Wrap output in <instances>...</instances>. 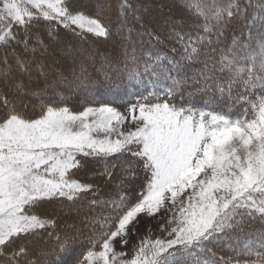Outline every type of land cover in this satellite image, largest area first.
<instances>
[{"label":"snow or ice","instance_id":"snow-or-ice-1","mask_svg":"<svg viewBox=\"0 0 264 264\" xmlns=\"http://www.w3.org/2000/svg\"><path fill=\"white\" fill-rule=\"evenodd\" d=\"M182 7L187 17L169 32L177 45L171 59L149 54L143 71L129 70L131 79L147 77V94L123 111L110 104L74 110L53 101L29 107L16 73H44L46 65L28 59L48 50L41 23L49 38L63 28L107 39L109 25L73 0H0V79L11 84L0 90V264H51L50 255L70 251L82 233L59 234L55 210L44 205H75L90 194L102 214L89 221L76 264H264V234L259 247L241 246L238 236L264 221V35L255 44L225 41L247 21L246 0H185ZM136 11L121 0L124 21ZM198 95L209 99L198 105ZM89 160L103 164L123 194L101 201L96 186L77 176ZM134 180L133 199L124 185ZM141 215L157 223L158 234L148 225L139 236ZM42 234L54 248L33 250ZM225 240L235 255L217 250Z\"/></svg>","mask_w":264,"mask_h":264},{"label":"trees","instance_id":"trees-1","mask_svg":"<svg viewBox=\"0 0 264 264\" xmlns=\"http://www.w3.org/2000/svg\"><path fill=\"white\" fill-rule=\"evenodd\" d=\"M147 2L148 0H131L137 9L136 19L133 20L130 16L127 21H124L120 13L121 0H73L75 7L109 25L112 35L107 39L92 34L82 36L78 32L74 34L63 28L58 29L57 36L49 38L45 25L43 23L38 25L39 35L47 43L48 50L37 53L34 57L29 55L28 59H35L39 63L53 62L57 59V68L53 73L46 74L49 66L45 64L47 67L43 74L38 71L31 72L30 75L16 73L27 91L26 96L23 91L19 94L24 98L25 103L32 107L38 106L41 102L53 101L67 104L74 110H81L89 105L120 104L127 96L137 97L147 94V91L152 89L147 77L141 80L131 79L129 70L143 71L149 54L154 57L159 56L161 60L164 57L171 59V49L177 45L165 32L171 30V23L174 20L182 16L187 17L182 7L185 0H173L166 5L168 12L171 9V18L162 30H159L152 23V18H145L139 12L138 5L147 4ZM246 2L250 4L248 19L246 22L235 24V32L229 31L224 37L229 45H231L233 36L238 41H241L243 37L242 42L245 44H255L258 42V37L264 35V32L260 31L261 25L264 24V15L261 14V9H264V0H246ZM151 3L148 4V9L150 7L149 10L153 9L155 12L158 4L156 1ZM149 34L159 36V42ZM87 45L90 46L91 51H83ZM66 47L70 51H79V48H82L80 50L82 52L75 56L57 58V50ZM133 59L137 63H133ZM9 88L11 84H6L0 79V90L7 91ZM13 94H15L14 90ZM201 99L206 101L209 97L198 95L194 102L199 105ZM103 167V164H96L89 160L86 162V167L77 173L79 178L96 186L101 201L114 199L117 193L123 194L118 186L119 180L116 177L107 179L102 174ZM139 183V180H134L124 185L131 190L130 197L133 199L139 189ZM91 198L90 194L77 201L75 205L67 201H53L51 204L44 205L45 210H55L54 218L59 221V234L62 235L65 230L71 229L80 230L82 233L70 251L50 255L48 260L51 264H76L77 258L88 246L86 237L91 231L88 226L89 221L102 214V205H92ZM52 230L49 229V231ZM261 234H264V221H254L247 225L243 232L238 233L239 242L241 246L247 242L259 247L257 241ZM31 244L33 250L55 247L49 236L43 234L37 236ZM215 246L225 257L235 255L226 240Z\"/></svg>","mask_w":264,"mask_h":264},{"label":"rangeland","instance_id":"rangeland-1","mask_svg":"<svg viewBox=\"0 0 264 264\" xmlns=\"http://www.w3.org/2000/svg\"><path fill=\"white\" fill-rule=\"evenodd\" d=\"M153 1H156L157 4H158V8H156V11L155 12H153V9L150 11L149 10L150 7L148 9V6L150 4H152L151 2H153ZM172 1L173 0H148L147 4L145 3L143 5H138L139 6V12L145 18L146 17L152 18L153 19V22L152 23H154L155 26L159 30H162L163 26L165 24H167L169 22L170 18H171V15H170L171 9L168 12L167 11L168 9L166 8V5H167V3H171ZM171 14H172V12H171ZM92 17H94V16H92ZM94 18H96V17H94ZM178 20L179 19L177 18L174 21H178ZM169 32H165V33L166 34H169ZM79 49L81 50L82 48H79ZM80 50L79 51H70L68 49V47H66L65 49L64 48H62V49L59 48L57 50V58L58 57L59 58H65V57L75 56L76 54H79L80 52H82ZM85 50H90L91 51L90 46L89 45L85 46L83 48V51H85ZM36 62H38V61H36ZM38 64H43V65L46 64V65H48L49 66V71H47L46 74H50V73H53L55 71V69L57 68V65H56L57 64V59L55 61H53V62H44V63L43 62H40V63L38 62ZM35 71H37V70L35 68H33L31 72H35ZM14 92H15V90H14ZM128 97H130V98H128ZM134 98H135L134 96H127L126 98H124L120 102V104H111V105L114 106V107H117L118 109H120V110L123 111L124 108L127 106V104L129 102H134ZM99 105L100 104H98V105H89V106H99ZM118 184H120V182ZM148 225H151V229L153 230V232L156 233V234H158V225H157V223L154 220H151V219L146 218L145 216L141 215L140 218H139V225H138V228H137V232H138L139 236L142 237V236L147 235V226ZM136 240H137V236H131L130 237V243L128 245V249L129 250L132 247V243L136 242ZM117 250H120L119 247L117 248Z\"/></svg>","mask_w":264,"mask_h":264}]
</instances>
